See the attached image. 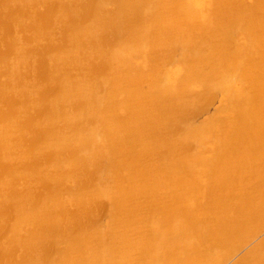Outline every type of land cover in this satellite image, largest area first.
<instances>
[{
	"label": "bare ground",
	"instance_id": "1",
	"mask_svg": "<svg viewBox=\"0 0 264 264\" xmlns=\"http://www.w3.org/2000/svg\"><path fill=\"white\" fill-rule=\"evenodd\" d=\"M0 264H264V0H0Z\"/></svg>",
	"mask_w": 264,
	"mask_h": 264
},
{
	"label": "rangeland",
	"instance_id": "2",
	"mask_svg": "<svg viewBox=\"0 0 264 264\" xmlns=\"http://www.w3.org/2000/svg\"><path fill=\"white\" fill-rule=\"evenodd\" d=\"M216 104H217V102H216Z\"/></svg>",
	"mask_w": 264,
	"mask_h": 264
}]
</instances>
